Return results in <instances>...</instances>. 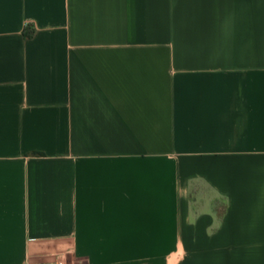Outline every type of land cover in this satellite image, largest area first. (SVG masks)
<instances>
[{
	"label": "crops",
	"instance_id": "crops-1",
	"mask_svg": "<svg viewBox=\"0 0 264 264\" xmlns=\"http://www.w3.org/2000/svg\"><path fill=\"white\" fill-rule=\"evenodd\" d=\"M187 246L264 264V0H0V264Z\"/></svg>",
	"mask_w": 264,
	"mask_h": 264
},
{
	"label": "rangeland",
	"instance_id": "rangeland-1",
	"mask_svg": "<svg viewBox=\"0 0 264 264\" xmlns=\"http://www.w3.org/2000/svg\"><path fill=\"white\" fill-rule=\"evenodd\" d=\"M185 264H194V246L186 247Z\"/></svg>",
	"mask_w": 264,
	"mask_h": 264
},
{
	"label": "trees",
	"instance_id": "trees-1",
	"mask_svg": "<svg viewBox=\"0 0 264 264\" xmlns=\"http://www.w3.org/2000/svg\"><path fill=\"white\" fill-rule=\"evenodd\" d=\"M24 35L27 37V38H31L33 36V31L30 30V29H26L25 32H24Z\"/></svg>",
	"mask_w": 264,
	"mask_h": 264
},
{
	"label": "built area",
	"instance_id": "built-area-1",
	"mask_svg": "<svg viewBox=\"0 0 264 264\" xmlns=\"http://www.w3.org/2000/svg\"><path fill=\"white\" fill-rule=\"evenodd\" d=\"M56 264H65V261L61 257H58L56 260Z\"/></svg>",
	"mask_w": 264,
	"mask_h": 264
}]
</instances>
